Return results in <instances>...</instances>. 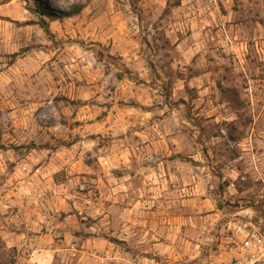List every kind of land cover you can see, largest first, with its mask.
<instances>
[{
  "label": "rangeland",
  "instance_id": "374dc122",
  "mask_svg": "<svg viewBox=\"0 0 264 264\" xmlns=\"http://www.w3.org/2000/svg\"><path fill=\"white\" fill-rule=\"evenodd\" d=\"M139 1L0 0V264H65L67 260L76 264H100L94 256L82 258L83 248L80 245L73 252L33 250L23 245L25 237L21 233L27 231L30 234L28 236L34 239V233L40 230L41 222H29V227L23 231L26 225L14 216L16 212L12 209L16 207L10 205L8 199L9 196L14 198V194L38 196L37 187L27 188L26 182L22 185L20 183L29 178V172L35 170L32 166L29 171L32 164L26 158L32 150L43 147L69 149L70 145L83 138L80 141L87 142L77 145L80 149L90 148L84 160L92 163L95 157H92L91 149L101 147L103 150V137L99 127H93L92 133H89L83 126L100 120L109 111L113 115L121 111L122 108L117 106L119 99L114 89L117 79L121 77L135 79L130 74L131 70H148L153 82L160 87L156 92L157 104L173 102V98L168 99L169 84L180 75L178 70L194 69L189 65L186 69L182 67L177 52L164 38L158 12L149 20L151 14L145 12L140 16ZM152 2L161 8L164 0ZM176 2L167 0V6L171 7ZM103 3H113L118 11L117 16H121L125 22L124 34L115 42L113 39L109 42L93 41L88 28L91 13L87 15L80 12L70 17L50 19L39 8L69 12L79 4L85 7L95 4L96 9H99ZM219 5L225 9V13H230L229 23L242 24L243 36H237L233 31L227 32L237 41L245 43L247 50L239 60L227 51L219 62H215L212 57H205L202 64L199 61L193 62L195 65L201 64L197 66L198 70H224L227 82L238 87L236 98L241 105L240 123L223 128L226 132L224 136H229L231 132L233 139L239 141L243 137L241 131L248 125L249 111L245 104L248 98L243 91L247 79L232 73L235 72L232 70H246L253 82L260 85L257 90H252V94L261 105L264 100V73L256 76V71L264 70V0H229L225 4L219 2ZM139 17L145 22L142 28L137 20ZM39 18L47 22L48 33L36 24ZM151 26L158 29L151 32ZM256 42H259L258 45ZM105 53L110 54L112 59H107ZM259 76L262 81H257ZM103 88L112 95V104L103 102ZM192 95L191 92L187 94L188 97ZM126 99L128 102L124 104H129L133 103L131 100L134 97ZM128 111L127 115H131V108ZM198 124L208 139L203 153L205 167L208 166L213 174L220 175L223 165L235 164L240 170L234 182L237 193H230L232 188L222 184L210 189L212 193L223 196L218 203L221 213L219 216L205 218L202 235L198 236V246L185 245L183 236L178 243L177 240L174 242V250L162 253L133 252L122 242L111 238L122 248L119 264H233L236 257L243 255L239 244L247 235L253 234L261 238L263 248L261 251L251 249L249 254L254 256V264H264V188L261 189L264 181V153L253 159L251 155H244L231 147L232 142L227 138L210 139L218 135L219 124L203 121ZM112 125L116 126L114 122ZM187 129L192 130L189 125ZM117 130L125 129L118 126ZM80 134L84 137H80ZM106 140L111 141V138ZM255 162L258 164L257 170L253 167ZM260 164L262 171L259 169ZM58 178L66 182L62 173ZM7 179H11L9 184L6 183ZM88 185L85 183L83 187L69 185L55 188V194L59 197L54 210L56 218L65 224L76 225L77 235L91 221L84 213L78 215V208L74 205V201L81 195L79 193L96 191ZM67 212L74 215L72 222H66ZM8 215L14 219H6ZM57 238L63 239L62 236ZM186 238L193 242L196 239L193 234ZM148 256L151 261L146 260ZM91 259L94 262L89 263ZM110 260L116 262V258Z\"/></svg>",
  "mask_w": 264,
  "mask_h": 264
},
{
  "label": "crops",
  "instance_id": "0c3cea01",
  "mask_svg": "<svg viewBox=\"0 0 264 264\" xmlns=\"http://www.w3.org/2000/svg\"><path fill=\"white\" fill-rule=\"evenodd\" d=\"M152 1L138 2L140 16L145 12L151 14L149 20L158 12L165 40L177 52L182 67L186 69L189 65L194 70H178L180 75L169 84L168 99L173 98V102H158L160 105L156 102L157 88L160 87L153 82L148 70H131L130 74L135 79H117L114 94L118 95L117 106L122 108L121 111L118 110L116 115L109 111L100 120L83 126L89 133H92L93 127H99L103 137V150L101 147L91 149V155L95 157L92 163L84 160L90 148L80 149L77 145L87 142L80 141L83 138L70 145L69 149L43 147L27 153L26 158L32 164L29 171L32 166L35 170L29 172V178L20 183L26 182L27 188L37 187L38 196L14 194V198L9 196L8 199V203L16 207L11 208L16 212L14 216L26 225L23 231L29 227V222H41L34 239L28 236L27 231L21 233L25 237L23 245L26 247L73 252L80 245L83 248L82 258L94 256L100 264H119L122 248L111 241L113 237L133 252L162 253L174 250V242L177 240L178 243L183 236L185 245L198 246L197 240L202 235L205 218L221 213L218 203L223 196L212 193L210 189L222 184L232 188L230 193H237L234 182L240 174L235 164L223 165L220 175L213 174L208 166L205 167L203 153L208 139L198 123L219 124L218 135L210 139L227 138L232 142L231 147L244 155L257 159L258 154L264 153V100L260 105L252 94V90H257L260 85L253 82L246 70H232L235 71L232 73L247 79L243 91L248 98L245 104L249 111L248 125L241 131L243 137L236 141L231 132L229 136H224L226 132L223 127L240 123L241 105L236 98L238 87L227 82L224 70L197 68L205 57H212L215 62L221 61L225 53L222 51L224 42L221 28L243 36L242 24L229 23V12L225 13L220 5L208 9L203 0H177L171 7L164 0L161 8ZM91 7L86 6L81 12L87 15L91 13L88 28L93 41L109 42L113 39L115 42L124 34L125 22L121 16H117L118 11L113 3H103L99 9L95 4ZM137 20L140 26L145 23L140 17ZM150 28L151 32L158 29ZM260 45H263L262 42ZM193 60L201 64L195 65ZM256 73L258 76L264 70H257ZM261 79L259 76L257 81ZM188 92L193 95L188 97ZM109 93L103 88V102L112 104L113 97ZM131 96L134 97L131 100L133 103L124 104L128 102L126 98ZM128 108H131V115H127ZM117 125L125 130H117ZM188 125L192 130L187 129ZM80 137L84 135L80 134ZM107 138H111V141H107ZM90 141L94 144L93 140ZM253 164L257 170V162ZM259 169L262 171V164ZM60 173L65 183L64 179L59 180ZM10 181L7 179L6 183ZM85 183L96 191L79 193L81 195L74 201L77 214L82 216L84 213L91 219L90 225L77 235L76 225L65 224L56 218L54 210L59 197L55 194V188L69 185L83 187ZM72 216L66 213L67 223L73 221ZM8 218L14 219L12 215L6 216ZM189 234L195 235V242L186 238ZM112 258H116V262L110 260ZM149 258L146 257V260L151 261ZM92 262L93 259L89 263ZM72 263L67 260L65 264Z\"/></svg>",
  "mask_w": 264,
  "mask_h": 264
},
{
  "label": "built area",
  "instance_id": "2783aa9c",
  "mask_svg": "<svg viewBox=\"0 0 264 264\" xmlns=\"http://www.w3.org/2000/svg\"><path fill=\"white\" fill-rule=\"evenodd\" d=\"M227 0H223L226 3ZM220 3H223L221 0H203L204 6L208 9H212L213 7H217ZM221 37L224 42V46L222 47L223 52H227L225 49H228V53L233 55L235 59H240V56H243L247 50V46L245 43L237 41L235 37H231L228 32L221 28ZM1 203V200H0ZM240 250L243 251V255L235 258V262L233 264H254V256L249 254V250H258L261 251L263 248V242L260 237L256 235H247L245 239L239 244ZM238 254V252H237Z\"/></svg>",
  "mask_w": 264,
  "mask_h": 264
},
{
  "label": "trees",
  "instance_id": "16d2710c",
  "mask_svg": "<svg viewBox=\"0 0 264 264\" xmlns=\"http://www.w3.org/2000/svg\"><path fill=\"white\" fill-rule=\"evenodd\" d=\"M84 7H85V5L79 4L75 8L70 9L69 12L56 11L53 9L52 10H45L41 7H39V8H40V11L42 12L43 15L47 16L50 19H55V18H62V17H70V16H73L75 14H78L81 12V10ZM36 24L39 25V27L42 28L45 31V33H48V26H47V22L45 21V19L39 18L38 21L36 22ZM105 57L107 59H112V56L110 54H107V53H105ZM117 77L120 78L121 75L118 74Z\"/></svg>",
  "mask_w": 264,
  "mask_h": 264
}]
</instances>
